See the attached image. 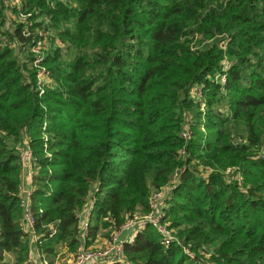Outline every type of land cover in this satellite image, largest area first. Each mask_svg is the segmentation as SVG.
I'll use <instances>...</instances> for the list:
<instances>
[{
	"label": "trees",
	"instance_id": "trees-1",
	"mask_svg": "<svg viewBox=\"0 0 264 264\" xmlns=\"http://www.w3.org/2000/svg\"><path fill=\"white\" fill-rule=\"evenodd\" d=\"M5 1L0 264H30L24 142L36 244L49 261L60 247L74 253L90 201L87 245L175 181L162 208L170 244L143 223L122 261L98 264H264V0H20L40 19L29 36L24 23L8 26L16 9ZM36 28L52 31L43 93L27 52ZM216 73L225 83L210 81Z\"/></svg>",
	"mask_w": 264,
	"mask_h": 264
},
{
	"label": "built area",
	"instance_id": "built-area-1",
	"mask_svg": "<svg viewBox=\"0 0 264 264\" xmlns=\"http://www.w3.org/2000/svg\"><path fill=\"white\" fill-rule=\"evenodd\" d=\"M7 5H10L11 8H15L16 11L12 12L8 11V26L12 21L21 22L23 24L22 34L24 36L30 35V29L33 27L34 23L40 21L38 16L32 18L31 12H26L20 9V0H6ZM45 23L48 22L47 17H43ZM35 35H37V39L29 46L28 53L32 55V67L36 70V89L39 93L44 92V87L50 83L49 70L44 65L43 60L45 59L46 52L50 47L49 36L52 31H47L42 28H36L34 30ZM48 39V40H47ZM58 42V43H57ZM55 42L56 44H61L59 41ZM55 44V45H56ZM224 67L223 70H226V62H223ZM219 78L221 79V85L225 82V75L218 73ZM194 93V94H193ZM192 95L195 99H198L201 103V108L203 109L205 106V101L202 96V92L200 88H194ZM226 110V109H225ZM183 138L189 137V132L184 131L182 133ZM47 137L44 136V140ZM22 151V162L24 171H27L30 175L33 171V155L32 150L28 146L27 142L20 147ZM229 171V169L227 170ZM32 180V176H31ZM31 184V182H30ZM175 181L169 183L157 190L151 192L148 202H149V210L142 215H134L133 218L127 219L124 224L121 225L119 230H114L113 236L109 240L107 246L101 249L93 250L89 248V245L86 244L87 238V221L89 217V211L91 208L92 202L86 205L81 212V224H82V240L76 247L73 253V259L70 264H98L104 261L111 262L112 260H120L122 261L123 257V243L124 241L120 239V234L124 230H129L130 235L127 237V240H130L136 231L141 227L143 223L151 224L156 231L161 235L163 243L168 245L173 240V231L166 228L165 223L163 222V212L162 208L164 205V199L173 189ZM32 192V187L28 189L23 188L21 183V194L24 199V229L26 232L30 233L32 239L36 242L37 237L35 236L34 228H33V216L30 211V196ZM38 249V248H37ZM186 250V248H184ZM39 251V250H38ZM40 253V252H39ZM42 264H47V261L44 259Z\"/></svg>",
	"mask_w": 264,
	"mask_h": 264
},
{
	"label": "rangeland",
	"instance_id": "rangeland-1",
	"mask_svg": "<svg viewBox=\"0 0 264 264\" xmlns=\"http://www.w3.org/2000/svg\"><path fill=\"white\" fill-rule=\"evenodd\" d=\"M7 14L9 15V12H7ZM57 46L62 48L64 46V44H62V43L57 44ZM222 66L224 67V64ZM46 68H47V66H46ZM217 74L218 73H216L212 77L213 80H210V81H213V82L215 81L216 83H219L221 85V79L219 78V75H217ZM52 82H53V80L50 79V83H49L50 87L53 84ZM221 90H222V88H221ZM222 106H224V105H222ZM21 157H22V151H21ZM34 170H36V168ZM29 176H30V174H29ZM31 176H32V174H31ZM23 180H24V177L22 178V181ZM135 215H142V214L140 213V214H135ZM112 236H113V232H111L109 229H107V228L106 229H100V232L98 233L96 239H94L92 242H90L89 248L93 249V250L104 248L105 246H107V244H108V242ZM96 244H97V246H96ZM71 256L73 258V255H71V252H69L67 249H65L63 247H60V248H58L56 254L52 256L51 261H49L48 259H47V261L49 262V264H70L72 262Z\"/></svg>",
	"mask_w": 264,
	"mask_h": 264
},
{
	"label": "crops",
	"instance_id": "crops-1",
	"mask_svg": "<svg viewBox=\"0 0 264 264\" xmlns=\"http://www.w3.org/2000/svg\"><path fill=\"white\" fill-rule=\"evenodd\" d=\"M23 177H24V180L22 181V186H23V188L28 189L31 185L30 184L31 175L29 176V173L27 171H24ZM129 235H130V231L124 230L120 234V239L125 241L127 239V237H129ZM29 245H30V251H29V260L28 261L30 262V264H42V261L44 259L47 261V258L42 256L39 253V251L37 249V244L32 238L31 239L29 238ZM96 246H97V244H96ZM71 255H73V253H71ZM71 259H73L72 256H71ZM47 264H49L48 261H47Z\"/></svg>",
	"mask_w": 264,
	"mask_h": 264
}]
</instances>
